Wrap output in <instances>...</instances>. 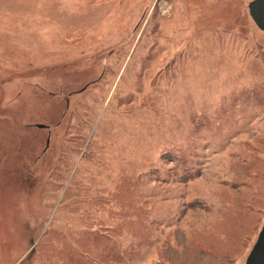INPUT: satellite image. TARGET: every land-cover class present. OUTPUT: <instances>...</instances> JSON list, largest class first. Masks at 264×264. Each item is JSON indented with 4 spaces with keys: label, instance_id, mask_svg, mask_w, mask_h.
Returning a JSON list of instances; mask_svg holds the SVG:
<instances>
[{
    "label": "rangeland",
    "instance_id": "rangeland-1",
    "mask_svg": "<svg viewBox=\"0 0 264 264\" xmlns=\"http://www.w3.org/2000/svg\"><path fill=\"white\" fill-rule=\"evenodd\" d=\"M253 0H0V264H245L264 225Z\"/></svg>",
    "mask_w": 264,
    "mask_h": 264
},
{
    "label": "water",
    "instance_id": "water-1",
    "mask_svg": "<svg viewBox=\"0 0 264 264\" xmlns=\"http://www.w3.org/2000/svg\"><path fill=\"white\" fill-rule=\"evenodd\" d=\"M248 13L255 26L264 31V0H253L248 4ZM245 264H264V225L248 254Z\"/></svg>",
    "mask_w": 264,
    "mask_h": 264
}]
</instances>
